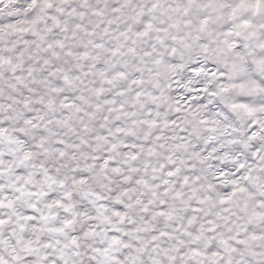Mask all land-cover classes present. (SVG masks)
Segmentation results:
<instances>
[{
    "label": "snow or ice",
    "instance_id": "snow-or-ice-1",
    "mask_svg": "<svg viewBox=\"0 0 264 264\" xmlns=\"http://www.w3.org/2000/svg\"><path fill=\"white\" fill-rule=\"evenodd\" d=\"M0 264H264V0H0Z\"/></svg>",
    "mask_w": 264,
    "mask_h": 264
}]
</instances>
